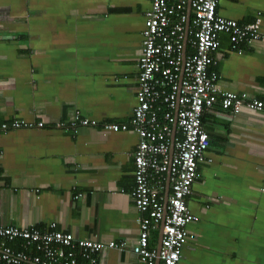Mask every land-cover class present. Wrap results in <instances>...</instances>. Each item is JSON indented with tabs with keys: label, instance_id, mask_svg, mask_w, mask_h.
I'll list each match as a JSON object with an SVG mask.
<instances>
[{
	"label": "crops",
	"instance_id": "obj_1",
	"mask_svg": "<svg viewBox=\"0 0 264 264\" xmlns=\"http://www.w3.org/2000/svg\"><path fill=\"white\" fill-rule=\"evenodd\" d=\"M150 6L0 0V124L43 123L0 133V224L55 223L75 237L124 242L123 251L99 253L98 264H136L138 137L100 125L132 117ZM216 14L241 25L260 21L264 37V0H219ZM219 40L210 67L219 87L264 100V40L241 53L227 35ZM76 113L99 125L71 126ZM202 126L209 146L187 198L199 221L187 227L192 238L178 264H264V114L244 108L231 115L215 104ZM157 243L152 233L149 244Z\"/></svg>",
	"mask_w": 264,
	"mask_h": 264
},
{
	"label": "built area",
	"instance_id": "obj_2",
	"mask_svg": "<svg viewBox=\"0 0 264 264\" xmlns=\"http://www.w3.org/2000/svg\"><path fill=\"white\" fill-rule=\"evenodd\" d=\"M150 2L142 30L132 117L125 124L100 126L106 132L130 130L138 137L131 193L138 213V237L131 247L136 264H178L183 247L192 238L187 227L199 221L190 212L187 198L209 146L203 115L215 104L231 115L244 108L264 114V100L219 87L217 75L210 69L216 64L213 54L220 46L219 37L227 35L237 53L264 37L260 21L241 25L218 16L219 0ZM70 125L97 127L99 123L76 113ZM34 127L41 128L43 123L14 120L0 124V133ZM160 230L157 251L149 241ZM125 248L124 242L75 237L57 230L55 223L45 229L0 224V264H98L102 251Z\"/></svg>",
	"mask_w": 264,
	"mask_h": 264
},
{
	"label": "water",
	"instance_id": "obj_3",
	"mask_svg": "<svg viewBox=\"0 0 264 264\" xmlns=\"http://www.w3.org/2000/svg\"><path fill=\"white\" fill-rule=\"evenodd\" d=\"M188 12H190V8H188ZM166 189H167V192H166V196H167L168 192H169L168 186ZM160 240H161V230L158 233V243H157V247H156L157 251L160 249ZM157 264H158V261H157Z\"/></svg>",
	"mask_w": 264,
	"mask_h": 264
},
{
	"label": "trees",
	"instance_id": "obj_4",
	"mask_svg": "<svg viewBox=\"0 0 264 264\" xmlns=\"http://www.w3.org/2000/svg\"><path fill=\"white\" fill-rule=\"evenodd\" d=\"M13 247V246H12Z\"/></svg>",
	"mask_w": 264,
	"mask_h": 264
}]
</instances>
